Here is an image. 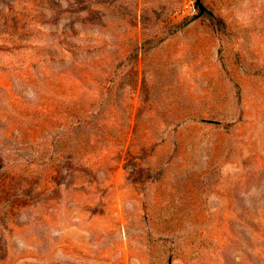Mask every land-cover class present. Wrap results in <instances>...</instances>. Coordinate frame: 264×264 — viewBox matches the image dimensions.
<instances>
[{
	"label": "rangeland",
	"instance_id": "obj_1",
	"mask_svg": "<svg viewBox=\"0 0 264 264\" xmlns=\"http://www.w3.org/2000/svg\"><path fill=\"white\" fill-rule=\"evenodd\" d=\"M0 264H264V0H0Z\"/></svg>",
	"mask_w": 264,
	"mask_h": 264
},
{
	"label": "trees",
	"instance_id": "obj_2",
	"mask_svg": "<svg viewBox=\"0 0 264 264\" xmlns=\"http://www.w3.org/2000/svg\"><path fill=\"white\" fill-rule=\"evenodd\" d=\"M196 8H198V10H199V7L196 5ZM199 13H200V11H199ZM199 13H198V15H199ZM198 15H196V16H198Z\"/></svg>",
	"mask_w": 264,
	"mask_h": 264
}]
</instances>
